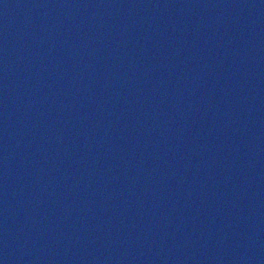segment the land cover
<instances>
[{"label":"water","instance_id":"95a60500","mask_svg":"<svg viewBox=\"0 0 264 264\" xmlns=\"http://www.w3.org/2000/svg\"><path fill=\"white\" fill-rule=\"evenodd\" d=\"M0 264H264V0H0Z\"/></svg>","mask_w":264,"mask_h":264}]
</instances>
